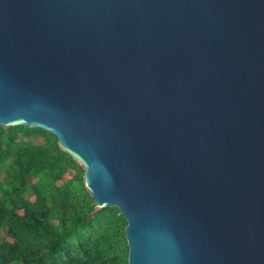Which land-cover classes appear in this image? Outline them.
<instances>
[{
    "label": "water",
    "instance_id": "95a60500",
    "mask_svg": "<svg viewBox=\"0 0 264 264\" xmlns=\"http://www.w3.org/2000/svg\"><path fill=\"white\" fill-rule=\"evenodd\" d=\"M10 125L81 162L127 264H264V0H0Z\"/></svg>",
    "mask_w": 264,
    "mask_h": 264
},
{
    "label": "rangeland",
    "instance_id": "374dc122",
    "mask_svg": "<svg viewBox=\"0 0 264 264\" xmlns=\"http://www.w3.org/2000/svg\"><path fill=\"white\" fill-rule=\"evenodd\" d=\"M84 175L52 132L0 126V206L8 211L0 215V264H23L26 252L1 262L14 242L36 264H127V221L117 207L94 204ZM35 216L42 223L28 226Z\"/></svg>",
    "mask_w": 264,
    "mask_h": 264
},
{
    "label": "trees",
    "instance_id": "16d2710c",
    "mask_svg": "<svg viewBox=\"0 0 264 264\" xmlns=\"http://www.w3.org/2000/svg\"><path fill=\"white\" fill-rule=\"evenodd\" d=\"M7 209L3 206H0V215L4 216L7 214ZM45 217V216H43ZM33 220H34V216H33ZM35 220L37 222H33V223H29L27 224L28 226H32L35 225L37 223H42L43 220H39L38 217L35 216ZM48 226L50 227L51 224L48 223ZM28 248L26 246H21V244L19 242H14L13 244H10V252L8 254V256H4L3 260L1 261L2 263H8V262H12L14 260H16L18 258L19 255H22L24 252H27ZM17 252H20L19 254H17ZM22 256L23 258V264H36V261L34 258H30L27 255Z\"/></svg>",
    "mask_w": 264,
    "mask_h": 264
}]
</instances>
